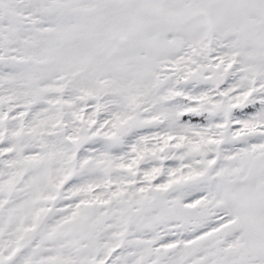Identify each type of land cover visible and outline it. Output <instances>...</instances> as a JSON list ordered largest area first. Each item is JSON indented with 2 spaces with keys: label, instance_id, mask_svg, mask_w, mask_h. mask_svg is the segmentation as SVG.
I'll return each instance as SVG.
<instances>
[{
  "label": "snow or ice",
  "instance_id": "1",
  "mask_svg": "<svg viewBox=\"0 0 264 264\" xmlns=\"http://www.w3.org/2000/svg\"><path fill=\"white\" fill-rule=\"evenodd\" d=\"M0 264H264V0H0Z\"/></svg>",
  "mask_w": 264,
  "mask_h": 264
}]
</instances>
